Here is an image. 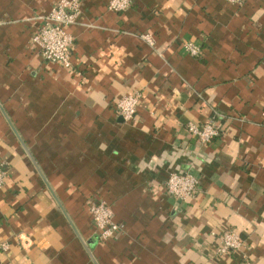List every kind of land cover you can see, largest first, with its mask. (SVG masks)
Masks as SVG:
<instances>
[{
	"label": "crops",
	"instance_id": "obj_1",
	"mask_svg": "<svg viewBox=\"0 0 264 264\" xmlns=\"http://www.w3.org/2000/svg\"><path fill=\"white\" fill-rule=\"evenodd\" d=\"M61 1L0 0V264H264V0H132L123 13L80 0L72 69L33 43ZM135 92L125 122L116 104ZM216 114L220 137L189 134ZM173 172L201 179L190 201L167 194ZM100 201L124 225L106 242ZM224 229L243 246L219 258Z\"/></svg>",
	"mask_w": 264,
	"mask_h": 264
},
{
	"label": "built area",
	"instance_id": "obj_2",
	"mask_svg": "<svg viewBox=\"0 0 264 264\" xmlns=\"http://www.w3.org/2000/svg\"><path fill=\"white\" fill-rule=\"evenodd\" d=\"M229 3L242 5L244 0H226ZM132 6V0H111L109 11L123 13ZM82 12L80 0H62L52 11L43 17V24L33 37V43L45 61L57 63L65 69H72V48L75 38L67 32L66 28L77 23ZM140 39L150 47H155L152 35L143 34ZM184 50L193 57H200L201 49L193 42L184 44ZM142 94L135 92L121 97L116 110L125 122H130L137 114ZM264 117V111H263ZM219 115L216 114L205 124H189L187 130L190 135L202 144H209L223 133ZM8 171L4 163H0V190L7 178ZM202 181L191 173L173 172L165 183L167 194L173 199L188 202L201 190ZM90 212L93 217L96 236L98 240L106 242L117 233L124 230V225L115 221L112 207L105 201L92 204ZM215 239L214 256L228 257L240 251L243 246L241 235L232 229L213 232ZM9 248L7 243L0 242V252Z\"/></svg>",
	"mask_w": 264,
	"mask_h": 264
}]
</instances>
